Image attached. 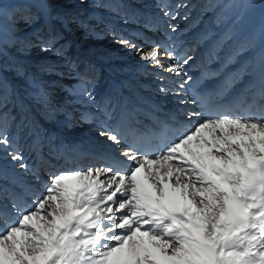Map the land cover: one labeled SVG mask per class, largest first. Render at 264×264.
Listing matches in <instances>:
<instances>
[{"label": "snow or ice", "instance_id": "6c2138e0", "mask_svg": "<svg viewBox=\"0 0 264 264\" xmlns=\"http://www.w3.org/2000/svg\"><path fill=\"white\" fill-rule=\"evenodd\" d=\"M161 54L137 51L156 67ZM190 59L168 71L179 75ZM259 72L243 114L213 109L175 138L165 123H105L100 135L127 145L124 160L99 155L111 162L52 176L31 208L13 202L15 220L0 207V264H264V57ZM200 99L211 105L210 96Z\"/></svg>", "mask_w": 264, "mask_h": 264}, {"label": "bare ground", "instance_id": "6f19581e", "mask_svg": "<svg viewBox=\"0 0 264 264\" xmlns=\"http://www.w3.org/2000/svg\"><path fill=\"white\" fill-rule=\"evenodd\" d=\"M21 1L25 2L24 9L27 7L29 9V7L33 6L34 10L36 9L42 13L41 17H44L46 23L45 27L52 25V21L48 17L50 10L45 0ZM81 1L74 0L72 3L78 5ZM158 1L161 2V0ZM85 2L86 6L92 5V8L90 6L88 8L89 12L86 14L85 20L94 22L95 24L98 23L99 26L111 27L110 31L112 33L114 32L118 36L117 38H120L117 43L124 45L121 41L127 39V41L131 40L138 44L139 47H144L146 44L151 45L153 41H157L158 44L156 47L162 53L160 60L163 67H157L158 70L156 72L160 79L159 83L164 85L167 81L166 84L169 85L168 92H162L160 90L163 95L158 97V99L147 101L146 97L142 101L135 102V110L136 108H141L139 111H132L134 108L131 109L128 106H126L127 108L125 110L120 108L119 100L124 102L127 97L124 95V92H120V85L123 83L130 88L132 87L131 82L128 81V77L126 78V76L121 77V81L117 78H112L114 74L120 75V73H118V67L111 69L109 64L106 65L107 62H104L107 59V55L104 54L107 44L105 40V42H100L94 40L95 36H91L90 33L77 32L76 34L80 37V42L87 44V47H81L75 44L72 47L73 49H70V55L72 58L81 61V68L84 69H80L83 74L79 80L75 81L77 83L76 88L74 87L75 92L72 97L68 99L66 97L67 95L65 96L64 94L59 95V98L61 99L62 97L60 102L61 104L65 103V111H68L69 116H76L77 118L83 117L86 123H92V125L90 124L84 127L86 130H89L90 126L93 127L95 125V128L101 126L102 131H107L108 128L115 126L121 117H125L139 122V126L145 130L148 128H157L161 123H165L174 127L177 132L183 134L189 128L194 129V126L199 121H202V112L195 106L193 95L191 94V85L196 80L200 81V84L197 86L198 92L207 93L213 101L220 103H226L230 96L238 95L241 91H249L248 94L253 95L260 86L259 66L261 58L264 57V0H170L167 5L162 1L161 3H163L165 10L163 11L167 15L165 13L161 15L162 12L159 9L157 10V12L159 11L158 16H147L145 22L142 20L144 23H148L146 26L150 30L147 31H143V29L138 28V26L132 23L136 16L137 8L135 7V3L129 0H84L82 5ZM57 3H55L56 6L58 5ZM113 4H115L114 7ZM11 5V11L18 13L19 16L26 13V9L21 11L20 5ZM122 15L126 18L124 19ZM18 23L13 25L0 22V59L4 57L5 62L8 60V63H12L11 60L15 56L3 45L5 38L2 35L9 36L10 34L13 36L14 33L11 31L16 30L19 25ZM25 25L27 26L28 24L26 22L20 23V26ZM125 26L131 30L128 33H133L132 36L130 34H128L130 36H122L128 31V29H123ZM52 27L57 26L53 24ZM82 33L85 36L82 37ZM87 36L88 39L85 38ZM165 51L171 52L175 59H170L164 55L163 53ZM188 57H191V59L184 65V71L179 75L176 72L168 71V68L173 63L182 64ZM96 59L104 62L102 75H105V79L103 81H101L102 75L98 76L100 66L96 67L94 64ZM110 61L112 60L110 59ZM8 65L11 66L12 64ZM1 66L0 64V77H3L4 84H10V88L13 90L16 85L14 82L12 83L10 75L14 74V72L6 74L1 71ZM130 68V77H132L136 75V71L145 74L152 66H150V63L140 61L131 65ZM65 69L69 70L66 67ZM110 70L114 73L110 74ZM60 71L62 70H57V77L61 75ZM66 74L68 73L66 72ZM189 76L192 78L190 81L188 80ZM42 77L43 80H47L46 75ZM117 77L119 76L117 75ZM229 82H232L231 87L228 86ZM181 84L184 85L183 89L180 87ZM115 92L119 95V98L114 99L112 102L109 96H112ZM24 97H28V99L31 97L26 88L22 91L21 99H24ZM21 99H19V102L17 100L18 104L15 109H22ZM70 101L71 103H69ZM116 101L117 103L115 104ZM146 103L148 105L143 107ZM62 109L65 108L63 107ZM128 109H131V113L126 111ZM105 110L112 113L113 119H106L104 115ZM192 113H197L198 115L192 116ZM58 120L59 122L54 124L55 128L60 127L61 124L63 126L62 128L60 127V130L57 129L60 133L55 135L58 138L69 136L72 132L66 126L70 120ZM105 123L108 125V128L103 126ZM48 125L42 131H44V134L47 131L50 132V135L48 132L47 136V140H50L49 137L54 136L52 130H55V128ZM72 128L74 127H70V130ZM9 133L11 132L9 131L7 135ZM32 134L33 131L30 135ZM8 137L11 139V135ZM20 137L23 138V136ZM103 137L107 138L106 136ZM3 138H5L4 135L0 137V139ZM65 138V140L59 138L58 144L61 141H67V137ZM38 139L40 138L35 136L34 143H36L31 144V142L25 143L20 138L14 137L11 140L7 139V145L0 144V157L6 160L5 165H0V207L7 206L9 220H15L17 218V214L12 208L13 202L22 203L31 208L36 200L39 199L40 194L46 189L45 179L52 176L53 172H56L58 162L56 163L57 160H51L53 157L54 159L57 158L56 153L53 154V150L50 148H47V150L46 148L44 149V146L40 144L41 142ZM106 146L108 148L105 150L108 154H111L110 152L112 151L109 149H114L113 151H118V157L127 148V145L124 143L116 144L108 139ZM17 149L21 150L20 154L16 153ZM67 151L70 150L68 149ZM115 152L112 153L114 154ZM14 155L22 156V159L13 160L12 157ZM64 156V159L62 158L63 161L61 160L60 162V168L65 166V168H62L63 171L73 170L74 166L69 168L71 163H68L69 158L66 157L65 153ZM48 157L50 159H47ZM96 157L90 155L81 158L87 164L100 160H103V165L111 162L108 159L97 158L96 160ZM118 159L123 161L124 157ZM74 160L77 159L74 158ZM50 161L54 162L50 164ZM22 163L27 165L26 169L20 167ZM54 163L57 165H53ZM34 173H37L35 174L36 176L33 175ZM47 173L48 175L44 176ZM28 174L33 175L34 178ZM0 229H2V225H0Z\"/></svg>", "mask_w": 264, "mask_h": 264}, {"label": "rangeland", "instance_id": "374dc122", "mask_svg": "<svg viewBox=\"0 0 264 264\" xmlns=\"http://www.w3.org/2000/svg\"><path fill=\"white\" fill-rule=\"evenodd\" d=\"M83 1L84 0L80 2L81 5L80 3L78 5H74V3H72L74 2V0H58V3L57 0H45L46 5L50 10L48 17L52 21V25L45 27L46 23L44 21V17H41L42 13L40 11H37L36 9L34 10L33 6L29 7V9L28 7L25 8L26 13L22 16H19L18 13L11 11V4L20 5L21 11H24L25 2H22L21 0H0V22L13 25L17 24L18 22H26L28 24L27 26H20V23H18L19 25L16 30L11 31L14 33L13 36L10 34L9 36L5 34L2 35L3 38H5L3 40V45L9 52L13 53L15 57L12 58V63H8L7 59V61L5 62L4 57H2L0 59V64L2 65L1 71L6 74L14 72V74L10 75V77L12 83L14 82L16 86L12 90V88H10V84H4L3 77H0V117L2 116V118H0V137L4 135V137L9 140L13 139L14 137H18L21 140L25 141V143L31 142V144L34 143L35 136L40 138L38 140L41 142L40 144L44 146V149H52L53 154L56 153V157L58 158L57 159L55 157L56 159H54L53 157V159H51L54 161L57 160L56 163L58 162V165L56 163L53 164L57 165H55L57 169L56 172H53V175L59 174L61 173V171L65 172L62 169L65 168V166H62V168H60V162L61 160L63 161L65 157L64 153L66 154V157L70 159H68V163H71L69 168L74 166L73 170L87 169L88 167L95 168L105 166L103 165V160L93 161L92 163L87 164L86 161L82 159L83 157L81 158L77 155L78 151H83L91 154L94 153L92 154L94 156L108 154V152L106 151L108 145L105 147L107 138L100 135V132L102 131L101 126L95 128L94 125L93 127L90 126L89 130L84 129L85 126L90 124L92 125V123H86L85 118L83 117L77 118L76 116H69L68 111H65V103L61 104L60 102L62 100V97L60 99L59 95L61 96L65 94V96L67 95L66 97H68V99L72 97L73 93L75 92L77 83H75V81L79 80L80 77H82L81 75L83 74V72H81V69L84 68H81V61L79 59L72 58L70 55V49H73L72 47H74L75 44H78V46L81 47H87V44H85L84 42H80L81 40L80 37L76 34L77 32H87V34L90 33L91 36H95L94 40H98L100 42L105 40L107 44L105 48L106 50H104V54L107 55V59L104 60V62H107L106 65L109 64V67H111V69L118 67L117 70L118 73H120V75L114 74L112 78H117L119 81H121V77L126 76V78L128 77V81L131 82L132 87L130 88L125 86V84L123 83L122 85H120V92H124V95L127 96L124 102L122 100H119L118 103L119 105H121L120 108H123L125 110L127 108L126 106H128L131 107V109L134 108L132 109V111H139L141 108H136L135 110V102L142 101V99L146 97L147 101H154L156 100V98L158 99V97H161L163 95L162 92L169 91V85L166 84L167 81L164 85H161V83H159L160 79L158 78V73L156 72L158 68L153 64H150L152 68L146 71L145 74L136 71V75L130 77L131 65L142 61L137 55V51L149 50L151 47L157 46V41H153L151 45L146 44L144 47H139L138 44L129 40L133 45L136 46L135 48L117 43L119 42L120 38H117L118 36L115 35L114 32L112 33L110 31L111 27H103V25L99 26L98 23L95 24L94 22L92 23L85 20L86 14L89 12L88 8H92V5L86 6V2L82 5ZM129 1L135 3V7L137 8L136 16L132 23L138 26V28L143 29V31H147L150 30L146 26V24L148 23H144L147 16H158L159 11L162 12L161 15H164V5L161 2L163 1L167 5L170 0H161V2H159L158 0ZM55 3H57L58 5L56 6ZM114 5L115 4H113V7ZM27 10L29 11L27 12ZM157 10L159 11L157 12ZM125 18L126 17L124 16V19ZM53 24L57 26L54 27L55 29L52 27ZM123 29H128V31H126L127 33L122 36L126 37L133 35V33H128L131 30L127 26H125V28ZM81 35L82 37L85 36L84 33H82ZM85 38L88 39V36ZM97 59L96 61H94V64L96 67L100 66L98 70V76H101L103 73L102 67L104 65V62ZM110 59L112 61H110ZM8 64L12 65L9 66ZM111 65H113L114 67ZM65 67L69 70H66ZM58 69L62 71H60L61 75L57 77ZM66 72L68 74H66ZM110 72V74L114 73L111 70ZM45 75L47 80L42 79V76L45 77ZM117 75L119 77H117ZM103 79H105V75H102L101 81H103ZM25 88L29 91V95L31 96L30 99H28V97H24V99H21L22 91ZM161 89H163L162 92L160 91ZM110 93L108 92L109 95ZM109 98L112 99L111 101L113 102L114 99L116 100L117 98H119V95L115 92L112 96H109ZM19 99H21L22 103L21 110L15 109L16 105L18 104L17 100L19 102ZM69 103H71V101ZM116 103L117 101L115 102V104ZM146 105H148V103L143 105V107ZM63 107L65 109H62ZM17 108L19 107L17 106ZM131 109H128L126 111L131 113ZM64 111L65 113H63ZM58 119H69L70 121L69 124H67L66 128L70 132H72L69 136L59 137L61 140H65V137H67V141H61V145L58 144L59 138L55 135L60 133V131L58 132V130H60L63 126V124H61V128L59 126V128H55L54 124H57L56 122H59ZM47 125L53 126L55 128V130H52L54 136L49 137L50 140H47L49 131H47L45 134L44 131H42L43 128H46ZM70 127L74 128L70 130ZM9 131L11 133L7 135ZM32 131L33 134L30 135ZM9 135H11V139L10 137H8ZM20 136H23V138H21ZM68 149L70 151H67ZM109 150H112L110 152L112 155L108 154V157H110V155L112 158L123 157L121 154H119L121 156L118 157V151L115 152L113 151L114 149ZM112 152L115 153L113 154ZM16 153L20 154L21 150L17 149ZM72 156L78 161L74 160ZM48 159H50V157ZM54 161H50V164ZM5 164L6 160H4L3 157H0V165ZM35 174L37 173H34L33 175L36 176ZM33 175L30 176L34 178ZM47 175L48 173L44 176ZM52 176H49L45 179L46 185L50 183ZM44 194L45 191L40 194L39 198Z\"/></svg>", "mask_w": 264, "mask_h": 264}]
</instances>
